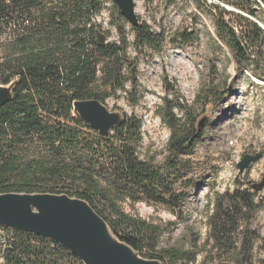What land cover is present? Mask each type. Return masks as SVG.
Masks as SVG:
<instances>
[{
	"label": "trees",
	"instance_id": "trees-1",
	"mask_svg": "<svg viewBox=\"0 0 264 264\" xmlns=\"http://www.w3.org/2000/svg\"><path fill=\"white\" fill-rule=\"evenodd\" d=\"M107 1L0 0V86L12 85L10 100L0 106V193L83 199L121 241L162 264H264V237L253 226L262 205L259 191L239 177L233 188L214 193L203 240L197 232L186 231L181 242L160 246L161 235L185 219L183 202L196 181L187 176L191 165L182 155L203 141L205 131L204 123L199 126L179 102L172 85L165 88L173 98L164 97L155 110L170 131L167 155L159 164L139 157L142 134L137 116L123 113L120 124L102 136L75 112V101L105 104L119 92L136 104L140 99L134 95L136 81L127 74L136 61L129 48L158 53L165 42L164 32L156 33L146 23L131 24L113 0L109 5ZM190 1L211 19L216 36L236 63L251 66L252 77L264 80V65H259L264 61L263 29L222 5ZM222 1L251 16L257 5H264V0ZM104 9L110 11L108 23L116 29L117 40H109V30L95 19ZM224 13L247 21L249 30L237 33ZM181 37L182 42L191 38L187 32ZM227 93V88H205L198 98L201 105H216ZM175 108L183 114L178 116ZM139 202L162 206L178 221L163 224L131 213ZM3 230L0 264H83L51 238Z\"/></svg>",
	"mask_w": 264,
	"mask_h": 264
},
{
	"label": "rangeland",
	"instance_id": "rangeland-1",
	"mask_svg": "<svg viewBox=\"0 0 264 264\" xmlns=\"http://www.w3.org/2000/svg\"><path fill=\"white\" fill-rule=\"evenodd\" d=\"M206 3L208 7L222 5L256 22L263 29L261 49L264 54V5H257L255 16H251L222 0H206ZM134 11L139 23H146L156 33L164 32L165 42L158 53L149 49L138 53L130 46L129 55L136 61V67L127 74L134 77V95L140 99L130 104L125 93L119 92L117 98H108L105 105L110 111L133 114L141 119L142 140L137 152L140 158L157 164L167 155L170 135L168 127L155 113L164 97L173 98L172 93L166 92L167 84L173 86L179 102L189 109L196 123L204 122L202 129L205 131L203 141L197 143L191 153L182 155L191 165L187 176L196 181V187L183 202L184 221L177 222L171 211L162 206L142 202L137 203L131 213L163 224L177 222L161 235L160 246L181 242L186 231L197 232L203 240L205 216L212 207L214 193L233 188L236 177L259 182L264 173V80L252 77L251 66L236 63L228 46L216 36L211 19L190 0H176L170 4L164 0H134ZM103 13L99 20L102 27L109 30L108 39L117 40L116 29L110 28L108 23L110 11L105 9ZM222 17L237 33L249 30V23L243 19L228 13ZM125 30L127 39L132 42L129 25ZM184 32L191 36L187 42H182ZM259 65L263 66L264 61ZM127 88H131L130 83ZM205 88L210 91L227 88L228 93L216 105L205 106L198 98ZM174 111L178 116L183 114L177 108ZM258 151L263 152V156L252 163L249 170L240 173L237 162L244 154ZM257 199L262 205L253 226L264 237V187Z\"/></svg>",
	"mask_w": 264,
	"mask_h": 264
},
{
	"label": "water",
	"instance_id": "water-1",
	"mask_svg": "<svg viewBox=\"0 0 264 264\" xmlns=\"http://www.w3.org/2000/svg\"><path fill=\"white\" fill-rule=\"evenodd\" d=\"M131 24L138 22L134 0H113ZM133 66L131 70L135 69ZM12 85L0 86V106L11 98ZM73 108L91 128L105 136L119 125L123 113L110 111L98 100L75 101ZM199 122V126L203 125ZM263 152L244 154L236 166L240 173L249 170ZM254 191L264 187V173L259 182H249ZM0 225L41 237L64 246L83 264H162L158 259L142 257L110 229L108 223L79 198L51 193H0Z\"/></svg>",
	"mask_w": 264,
	"mask_h": 264
},
{
	"label": "built area",
	"instance_id": "built-area-1",
	"mask_svg": "<svg viewBox=\"0 0 264 264\" xmlns=\"http://www.w3.org/2000/svg\"><path fill=\"white\" fill-rule=\"evenodd\" d=\"M110 4V1L108 0L107 2H106V5H109ZM262 6H263V4H261ZM105 10V9H104ZM104 10H102L101 11V13L100 14H98V15H96L95 16V19H96V21H98V22H100V20H99V18H100V16H102L104 13ZM107 10V9H106ZM4 235H5V231L3 230V228L0 226V244H3V242H4ZM2 259V257L0 256V260Z\"/></svg>",
	"mask_w": 264,
	"mask_h": 264
},
{
	"label": "bare ground",
	"instance_id": "bare-ground-1",
	"mask_svg": "<svg viewBox=\"0 0 264 264\" xmlns=\"http://www.w3.org/2000/svg\"><path fill=\"white\" fill-rule=\"evenodd\" d=\"M263 28H264V24H263ZM181 63V62H180ZM183 63V65H185V62H182Z\"/></svg>",
	"mask_w": 264,
	"mask_h": 264
}]
</instances>
